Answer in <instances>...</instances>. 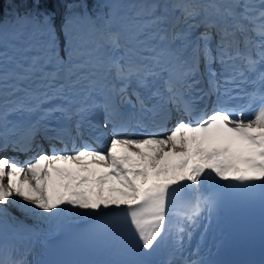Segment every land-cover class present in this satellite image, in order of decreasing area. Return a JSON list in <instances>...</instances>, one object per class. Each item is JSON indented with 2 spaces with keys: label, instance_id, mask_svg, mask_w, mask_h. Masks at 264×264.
<instances>
[{
  "label": "snow or ice",
  "instance_id": "6c2138e0",
  "mask_svg": "<svg viewBox=\"0 0 264 264\" xmlns=\"http://www.w3.org/2000/svg\"><path fill=\"white\" fill-rule=\"evenodd\" d=\"M19 3L0 16V153L38 155H0V264L74 217L137 257L117 264H212L194 233L264 197V0Z\"/></svg>",
  "mask_w": 264,
  "mask_h": 264
},
{
  "label": "trees",
  "instance_id": "16d2710c",
  "mask_svg": "<svg viewBox=\"0 0 264 264\" xmlns=\"http://www.w3.org/2000/svg\"><path fill=\"white\" fill-rule=\"evenodd\" d=\"M94 3L95 0H91V4ZM17 9L23 11V6L19 3V0H0V16L11 15L10 12H14Z\"/></svg>",
  "mask_w": 264,
  "mask_h": 264
},
{
  "label": "rangeland",
  "instance_id": "374dc122",
  "mask_svg": "<svg viewBox=\"0 0 264 264\" xmlns=\"http://www.w3.org/2000/svg\"><path fill=\"white\" fill-rule=\"evenodd\" d=\"M14 11H15V10H14ZM10 13H11L10 16H12L14 12H10ZM17 199H19V198H17ZM9 212H10L13 216L23 218V217H22V214H21L18 210H16L14 207L9 206ZM29 223H31V222H29Z\"/></svg>",
  "mask_w": 264,
  "mask_h": 264
},
{
  "label": "bare ground",
  "instance_id": "6f19581e",
  "mask_svg": "<svg viewBox=\"0 0 264 264\" xmlns=\"http://www.w3.org/2000/svg\"><path fill=\"white\" fill-rule=\"evenodd\" d=\"M5 17L10 18L11 16L8 15V16H5ZM108 142H109V141H108ZM69 148H71V144H69ZM72 219L79 220V219H83V218H80V217H74V218H72ZM29 222H31V221H29ZM51 237H52V235L48 236L47 238H51ZM47 238H46V239H47ZM36 246H37V245H36Z\"/></svg>",
  "mask_w": 264,
  "mask_h": 264
}]
</instances>
